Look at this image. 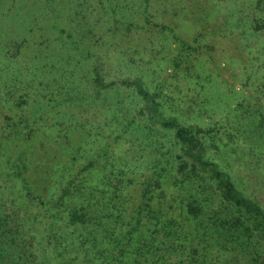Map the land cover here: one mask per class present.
I'll use <instances>...</instances> for the list:
<instances>
[{
	"label": "rangeland",
	"instance_id": "1",
	"mask_svg": "<svg viewBox=\"0 0 264 264\" xmlns=\"http://www.w3.org/2000/svg\"><path fill=\"white\" fill-rule=\"evenodd\" d=\"M257 2L263 18L264 0L216 7L214 0H0V202L25 203L24 180L48 198L55 165H72L76 174L94 162L77 177L93 206H105L110 194L101 191L122 169L135 178L125 188L130 214L151 171L144 154L129 149L150 155L166 147L164 116L220 130L213 139L220 148L229 142L224 118L241 102L254 104L261 81L250 74H264V55L249 53L251 32L229 28L233 17L223 23L222 12L228 7L237 19L252 4L254 20ZM244 128L232 131L233 146L252 149L245 132L253 130ZM257 166L243 168L250 177L240 188L263 201L264 168ZM93 255L76 264H92Z\"/></svg>",
	"mask_w": 264,
	"mask_h": 264
},
{
	"label": "trees",
	"instance_id": "2",
	"mask_svg": "<svg viewBox=\"0 0 264 264\" xmlns=\"http://www.w3.org/2000/svg\"><path fill=\"white\" fill-rule=\"evenodd\" d=\"M225 1L214 0L213 5ZM259 6L257 2L254 20L249 15L252 4L248 14L237 19L228 7L222 12L223 23L233 17L229 28L241 29L242 35L246 29L251 32L249 42H244L255 59L264 55V15L261 18ZM256 39L262 45H256ZM257 72L250 74L261 81L254 104L245 108L241 102L236 113L224 118L227 130H253L250 135L245 132L255 140L252 149L241 150L245 142L233 146L232 131L226 132L229 142L220 148L213 140L220 130L185 126L164 116L158 124L167 133L166 147L150 155L146 149H129L144 154L143 162L149 165L144 171H151L143 177L141 201L130 214L125 188L135 178L125 177L124 170L113 177L110 189L101 191L110 195L105 202L100 198L105 206L97 209L91 202L93 193L77 178L94 162L76 174L72 165L57 164L54 169L59 173L51 177L55 185L48 198L24 180L25 203L1 200L0 264H76L80 256L88 263L91 253L92 264H264V199L240 188L250 177L243 168L259 164L264 168V74ZM239 117L242 120L237 121Z\"/></svg>",
	"mask_w": 264,
	"mask_h": 264
}]
</instances>
